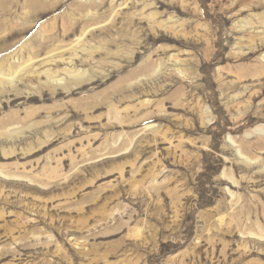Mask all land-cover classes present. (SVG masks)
Masks as SVG:
<instances>
[{"label":"rangeland","instance_id":"1","mask_svg":"<svg viewBox=\"0 0 264 264\" xmlns=\"http://www.w3.org/2000/svg\"><path fill=\"white\" fill-rule=\"evenodd\" d=\"M0 72V264H264V0H0Z\"/></svg>","mask_w":264,"mask_h":264},{"label":"bare ground","instance_id":"2","mask_svg":"<svg viewBox=\"0 0 264 264\" xmlns=\"http://www.w3.org/2000/svg\"><path fill=\"white\" fill-rule=\"evenodd\" d=\"M21 66V65H20ZM3 72H0V74H2ZM4 74V73H3ZM2 79H4L5 77H1ZM5 79H7V78H5ZM4 82V81H3ZM3 92H5V90H3ZM251 132L252 133H254V134H262L263 133V131L260 129V127H256V128H253L252 130H251Z\"/></svg>","mask_w":264,"mask_h":264}]
</instances>
